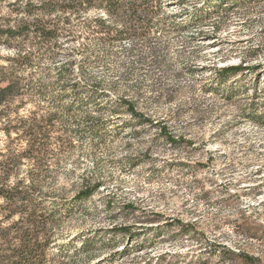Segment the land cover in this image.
Listing matches in <instances>:
<instances>
[{"label": "rangeland", "instance_id": "1", "mask_svg": "<svg viewBox=\"0 0 264 264\" xmlns=\"http://www.w3.org/2000/svg\"><path fill=\"white\" fill-rule=\"evenodd\" d=\"M25 2L0 0L1 27L16 25ZM85 16L92 21L65 27L56 53L28 68L32 94L9 109L13 123L57 114L44 149L11 173L41 174L62 204L64 264H264V0H163L146 38L108 40L94 20L109 19L105 10ZM17 41L2 37L0 64ZM70 61L77 91L65 84L56 109ZM240 63L247 68L219 76ZM15 125L7 133L0 124V162L27 145Z\"/></svg>", "mask_w": 264, "mask_h": 264}, {"label": "trees", "instance_id": "2", "mask_svg": "<svg viewBox=\"0 0 264 264\" xmlns=\"http://www.w3.org/2000/svg\"><path fill=\"white\" fill-rule=\"evenodd\" d=\"M163 0H26L22 7H17L16 25L3 28L0 25V40L4 35L16 38L17 46L14 52L8 55V63L0 64V124L9 133L12 126L20 124L23 135L27 139L26 147L21 151L9 150V156L2 162L3 171H0V264H64L69 256L59 244L56 227L62 220V204L58 198L51 196L42 189V175L29 171L25 175L13 174L11 170L17 166L22 157L33 158L45 143L42 136L56 127L57 114L53 111L47 116L20 117L19 123H13L9 115L11 101L17 96H31L34 89L33 77L28 69L37 59L51 54L58 37L65 27L86 18L92 9H104L108 18L99 17L97 20L105 29V38L121 39L124 36L147 37L152 26L158 28L159 23L154 22L156 9L162 7ZM56 11V15H54ZM76 19V21H75ZM88 23L92 20H88ZM112 26H115L114 30ZM66 32H70L69 29ZM55 43H54V42ZM5 42H7L5 40ZM37 48H28L27 43ZM51 53V54H50ZM64 65L62 74L65 79H59L60 95L52 93V106L56 109L63 107V97L66 85L72 84L76 90L77 81H71L70 69ZM247 64L226 66L221 69L220 77H225L247 68ZM61 74V75H62ZM36 92L44 96L48 91L45 83L40 81ZM88 100L94 99L93 93ZM80 96L76 95L79 102ZM74 101V102H75ZM73 103V102H72ZM127 109L136 114L134 107L126 101H121ZM146 120V119H145ZM94 131V128H90ZM162 134L170 142H176L166 127H161ZM56 139L62 140L61 136ZM68 143L72 144L70 134ZM43 165L38 161V166ZM15 178V181H11ZM44 178V176H43ZM100 183L92 187H85L76 194L75 198L84 200L92 196L99 188ZM88 240H82L85 244ZM90 241V240H89ZM57 246V247H56ZM57 248L56 253L53 252ZM246 260L250 257L246 256Z\"/></svg>", "mask_w": 264, "mask_h": 264}]
</instances>
